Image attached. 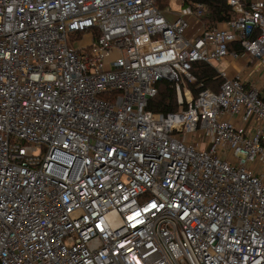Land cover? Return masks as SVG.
Instances as JSON below:
<instances>
[{
  "label": "built area",
  "instance_id": "obj_1",
  "mask_svg": "<svg viewBox=\"0 0 264 264\" xmlns=\"http://www.w3.org/2000/svg\"><path fill=\"white\" fill-rule=\"evenodd\" d=\"M173 1L0 0V264H264V0Z\"/></svg>",
  "mask_w": 264,
  "mask_h": 264
},
{
  "label": "trees",
  "instance_id": "obj_2",
  "mask_svg": "<svg viewBox=\"0 0 264 264\" xmlns=\"http://www.w3.org/2000/svg\"><path fill=\"white\" fill-rule=\"evenodd\" d=\"M201 2L207 6L208 17L207 22L219 23L225 20L236 18L237 14L229 6L226 0H184V3ZM156 5L160 8L166 7L169 4L168 0H155ZM232 48L240 50L238 46L234 45ZM191 74L196 78V83L190 84L193 96L196 95V84L200 83L202 88H209L218 91L221 78L216 69L206 62L194 61L191 65ZM157 92L148 101L147 109L155 112L167 114L170 112H177L182 110L186 103L179 104L177 102V95L174 83L169 80H160L156 83Z\"/></svg>",
  "mask_w": 264,
  "mask_h": 264
},
{
  "label": "crops",
  "instance_id": "obj_3",
  "mask_svg": "<svg viewBox=\"0 0 264 264\" xmlns=\"http://www.w3.org/2000/svg\"><path fill=\"white\" fill-rule=\"evenodd\" d=\"M170 5V4H168ZM221 68H227L228 71L232 74L234 73L237 69H239L238 65H241V63L239 61H229V59H226L224 61L221 62ZM220 67V66H219ZM263 95H264V90H263Z\"/></svg>",
  "mask_w": 264,
  "mask_h": 264
},
{
  "label": "rangeland",
  "instance_id": "obj_4",
  "mask_svg": "<svg viewBox=\"0 0 264 264\" xmlns=\"http://www.w3.org/2000/svg\"><path fill=\"white\" fill-rule=\"evenodd\" d=\"M168 1H169L170 6H171L174 10L179 8V6H178L173 0H168ZM169 19L173 20V16L170 15V16H169ZM215 64H216V68H217V69H219V66H220V67L222 66L221 63H219V64L215 63ZM242 64H244V63L242 62ZM217 65H218V66H217Z\"/></svg>",
  "mask_w": 264,
  "mask_h": 264
}]
</instances>
